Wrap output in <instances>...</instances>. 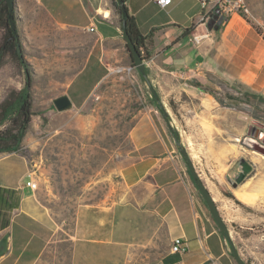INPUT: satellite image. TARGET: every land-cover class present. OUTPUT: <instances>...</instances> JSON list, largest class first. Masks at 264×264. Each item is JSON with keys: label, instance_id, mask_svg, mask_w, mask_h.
<instances>
[{"label": "crops", "instance_id": "1", "mask_svg": "<svg viewBox=\"0 0 264 264\" xmlns=\"http://www.w3.org/2000/svg\"><path fill=\"white\" fill-rule=\"evenodd\" d=\"M114 1L15 0L16 40L29 66L35 114L29 129L37 113L83 108L109 74L130 69ZM123 1L138 31L151 36V58L145 61L148 78L158 83L167 76L176 79L187 87L181 91L199 102L192 116H176L180 126L213 131L202 140L188 138L186 144L201 156L203 145L213 151L222 148L220 132L227 116L240 130L242 111L220 105L189 81L204 85L212 75L234 79L252 93L261 90V37L238 13H232L224 16L218 30H209V38L193 45L191 37L207 30L215 14L205 25L198 24L202 12L198 0H169L164 8L153 0ZM1 35L0 30V40ZM26 78L19 61L5 55L0 65V103L8 91H20ZM63 95L72 107L60 112L53 101ZM151 111L139 116L129 132L131 148L120 171L124 200L79 207L70 235L40 205L37 191L26 185L29 179L37 180L33 160L22 152L0 153V241L7 240L0 264H232L225 239L180 153L181 145H186L177 143L163 115ZM228 146L232 157L235 144ZM186 150L193 161L195 155L187 146ZM195 172L215 200L216 186L225 183L220 181L222 176L216 174L208 182L201 170ZM175 238L185 240L184 254L170 252Z\"/></svg>", "mask_w": 264, "mask_h": 264}, {"label": "rangeland", "instance_id": "2", "mask_svg": "<svg viewBox=\"0 0 264 264\" xmlns=\"http://www.w3.org/2000/svg\"><path fill=\"white\" fill-rule=\"evenodd\" d=\"M241 2L246 10L237 13L245 17L243 20L256 33L259 29V41L264 44V0ZM146 78L148 83L140 79L135 67L117 70L101 82L83 108L61 114L37 113L22 141L21 152L33 160L38 202L54 223L70 235L79 207L110 206L123 201L125 188L120 171L131 148L129 132L139 116L154 109L166 120L169 118L170 132L176 131L179 142L195 155L193 161L189 158L194 170H201L208 182L216 174L222 176L220 181L225 183L216 186L219 191L213 194L214 203L240 259L245 264H264V155L252 146V140L264 146V105L230 101L228 94L238 95L232 87L242 92L251 90L234 79H217L211 75L203 82L205 88L218 92L226 105L232 103L239 108L236 110L242 111L240 130L233 127V120L227 116V125L220 132L225 145L216 147L215 151L203 145L204 159L186 142L188 138H208L214 135L213 131L191 125L182 128L176 119L179 115L192 116L198 110L197 99L181 91L187 87L169 76L159 83L148 78V74ZM258 83L261 90L255 93L264 96V79ZM153 93L158 96L163 113L153 104ZM230 143L236 148L232 157L228 151ZM186 146L181 145L187 153ZM200 159L207 160V165ZM243 167L249 171L237 182ZM224 239L229 259L232 264H238L228 240Z\"/></svg>", "mask_w": 264, "mask_h": 264}, {"label": "trees", "instance_id": "3", "mask_svg": "<svg viewBox=\"0 0 264 264\" xmlns=\"http://www.w3.org/2000/svg\"><path fill=\"white\" fill-rule=\"evenodd\" d=\"M115 8L120 16L121 13L118 8L117 0L114 2ZM245 19L244 16H242ZM126 32L135 46L136 50L140 54L143 61H148L151 58L150 51V43L151 36H143L137 29L134 19L127 14L125 20ZM0 30L2 31L1 40H0V65L2 63V59L5 55H10L13 58H16L21 64L22 68L27 74V78L25 80L24 87L20 91L10 90L7 95L0 103V153H12V152H21L22 149V141L27 134L29 129V125L32 121V117L35 115L32 112V96H31V80L28 76L29 66L26 62H24L23 57L18 55L16 42L17 38L14 36L13 31L11 30L8 22V8L5 0H0ZM257 33L260 35L259 29H256ZM264 41V36L262 37ZM127 47V46H126ZM127 51L130 54V51L127 47ZM131 59L130 67H135L133 60ZM145 74L147 71L145 70ZM140 79L146 83L147 78L140 75ZM189 85L201 90L204 93H208L213 96L214 99L222 106H227L230 108H236L234 104H225L223 98H221L218 92L214 90H210L205 88L201 83L196 80L189 81ZM232 89L238 93L237 96L232 94H228V99L232 102H242L245 104L258 106L264 105V96L256 93H252L249 91H240L236 88ZM152 101L155 105L156 109L163 113V108L160 104L159 98L156 94H152ZM169 121V118H167ZM173 136L176 139L177 143L179 142V137L176 131H173ZM232 197V196H229ZM220 231V230H219ZM220 234L223 238L225 235L222 231Z\"/></svg>", "mask_w": 264, "mask_h": 264}, {"label": "water", "instance_id": "4", "mask_svg": "<svg viewBox=\"0 0 264 264\" xmlns=\"http://www.w3.org/2000/svg\"><path fill=\"white\" fill-rule=\"evenodd\" d=\"M7 3V8H8V22H9V26L11 28V30L14 33V36L16 37V29H15V22H14V14H15V0H5ZM117 4H118V8L120 10L121 13V23H122V37L126 42V45L130 51V56L133 60V63L135 65V69L137 70V72L146 77L145 74V63L142 60L140 54L138 53V51L136 50L135 46L133 45V43L131 42V40L129 39L127 32H126V27H125V20H126V16H127V11L124 5V1L123 0H117ZM224 20V16H219L218 12H215V14L212 16L211 19L208 20L207 22V30H218L220 25L222 24ZM16 48H17V53L20 56L21 55V49H20V44L17 41L16 42ZM54 106L56 108L57 111H65L68 110L72 107L71 102L69 101V99L67 98V96L63 95L60 96L58 98H56L54 101ZM257 136V134H256ZM254 149V148H253ZM180 153L183 156V158L185 159L186 163H187V168L189 170V173L191 175V177L194 180V183L203 199V201L205 202L210 216L212 218V220L214 221L215 225L218 227V229L220 231L223 232V234L225 235L226 240H228V243L231 247V252L233 257L235 258L236 262L238 264H245L240 257L238 256L237 252L235 251L232 242L229 239V233H228V229L225 225V223L223 222L221 216L219 215V212L217 210V207L214 203L213 198L211 197V195L209 194L208 190L205 188V186L201 183V181L197 178V174L195 173V170L193 168V165L191 163V161L189 160L187 153L185 152L184 148H180ZM249 171V168H245L243 167L242 169V173L239 174L238 178L236 179L237 182L241 181V179L243 178L244 174H246ZM7 251V240H1L0 241V253H5Z\"/></svg>", "mask_w": 264, "mask_h": 264}, {"label": "built area", "instance_id": "5", "mask_svg": "<svg viewBox=\"0 0 264 264\" xmlns=\"http://www.w3.org/2000/svg\"><path fill=\"white\" fill-rule=\"evenodd\" d=\"M159 7L164 8L168 5L169 0H153ZM202 12L200 14L199 22L200 25H205L206 21L211 16L212 12H218L222 16H228L232 13H237L238 11H245L246 8L243 6L241 0H218L213 3H209L207 0H198ZM92 30V29H90ZM210 32L205 30L201 34L193 35L190 42L193 45H198L204 39L209 38ZM145 63V61H144ZM26 185L32 189L37 190L38 182L36 179L32 178L26 182ZM187 250V244L182 238H175L171 242L170 252L172 254H184Z\"/></svg>", "mask_w": 264, "mask_h": 264}, {"label": "bare ground", "instance_id": "6", "mask_svg": "<svg viewBox=\"0 0 264 264\" xmlns=\"http://www.w3.org/2000/svg\"><path fill=\"white\" fill-rule=\"evenodd\" d=\"M252 146L256 152L264 155V146H261L257 141L252 140Z\"/></svg>", "mask_w": 264, "mask_h": 264}]
</instances>
